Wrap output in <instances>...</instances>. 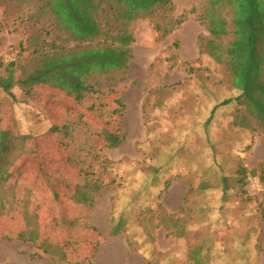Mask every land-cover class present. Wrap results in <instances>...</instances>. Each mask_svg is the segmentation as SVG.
<instances>
[{
    "label": "rangeland",
    "instance_id": "rangeland-1",
    "mask_svg": "<svg viewBox=\"0 0 264 264\" xmlns=\"http://www.w3.org/2000/svg\"><path fill=\"white\" fill-rule=\"evenodd\" d=\"M171 2L172 16L184 17L182 25L158 41L149 20L131 22L127 70L87 76L97 93L82 105L40 85L32 98L16 89L18 103L0 107V128L9 134L14 161L8 184L19 198L30 199L28 220L15 213L0 221V264H57L31 258L42 255L38 244L17 240L19 231L33 226L32 218L40 241L68 244L69 264H87L75 261L90 259L95 247L89 264H194V252L202 264H264V185L253 158L264 134L234 125L237 102L220 106L238 93L226 68L200 52L199 39L208 36L198 20L202 0ZM39 4L0 0V64L26 63L28 42L54 38L47 16L36 30ZM20 45L25 50L17 56ZM26 72L18 70L17 79ZM165 85L174 87L155 92ZM65 125L72 126L71 136H57L53 130ZM105 130L125 133V141L105 148ZM239 168L246 170L245 185L236 181ZM87 174L109 183L91 204H77L72 196ZM159 207L184 219L178 230L184 235L168 237L156 228L158 219L147 211ZM119 216L128 221L126 234L113 237L111 218Z\"/></svg>",
    "mask_w": 264,
    "mask_h": 264
},
{
    "label": "trees",
    "instance_id": "trees-1",
    "mask_svg": "<svg viewBox=\"0 0 264 264\" xmlns=\"http://www.w3.org/2000/svg\"><path fill=\"white\" fill-rule=\"evenodd\" d=\"M173 10L171 0H40L34 21L36 30H40L42 20L47 16V32L54 34V38L28 42L31 58L26 63L10 61L0 64V94L3 95L0 107L18 103L16 89L26 98H32L34 89L40 85L57 89L66 98L82 105L89 95L97 93L94 85L86 81L87 76L95 71L103 74L112 69L127 70L134 42L129 24L138 19H147L156 32L157 40L163 41L184 22L183 16H172ZM198 20L208 34L199 39L200 52L226 68L231 86L238 93L234 99H227L220 106L237 102L240 109L236 112L234 125L264 134V0H202ZM174 47L178 49L177 42ZM23 50L25 48L20 45L17 56ZM172 59L174 63L170 69L174 67L176 57L172 56ZM23 68L27 69L26 76L18 80L17 72ZM173 87L165 85L155 92ZM217 106L213 107L212 115ZM90 109L94 110V107ZM112 114L118 116L120 109L115 108ZM71 128L65 125L64 131H53L57 136L67 137L71 136ZM125 138L123 132L105 130V148L116 149ZM10 145L8 132L0 128V221L12 218L15 213L28 220L29 196L19 198L15 188L8 184L14 167ZM256 166L254 173L258 171V178L264 185V164L257 163ZM245 172L243 168L236 172V181L242 185H245ZM105 183L109 182L93 179L87 174L72 200L77 204H91L93 195L100 192ZM167 189L168 183L164 191ZM184 203L185 199L183 206ZM183 206H179V213L184 212ZM160 208L147 211L151 217L156 216L158 219L156 228L161 226L168 237L184 235L185 231L178 232L182 228L179 223L184 224V219H178L175 214H165ZM138 219L140 222L146 220L142 212H139ZM32 223V227L26 225L16 236L19 241L38 244L42 255H32L31 258L43 260L45 257L57 264L71 263L66 251L68 244L40 241L37 223L33 218ZM127 225L128 221L123 216L117 220L111 218L110 235L116 237L126 234ZM144 237L149 238L146 234ZM96 253L95 247L90 259L84 257L75 263L89 264ZM190 260L194 264L203 263L199 252H194Z\"/></svg>",
    "mask_w": 264,
    "mask_h": 264
},
{
    "label": "crops",
    "instance_id": "crops-1",
    "mask_svg": "<svg viewBox=\"0 0 264 264\" xmlns=\"http://www.w3.org/2000/svg\"><path fill=\"white\" fill-rule=\"evenodd\" d=\"M253 158L256 163L259 162L264 164V137H261L255 142L253 147ZM261 232L264 238V221L261 226Z\"/></svg>",
    "mask_w": 264,
    "mask_h": 264
},
{
    "label": "built area",
    "instance_id": "built-area-1",
    "mask_svg": "<svg viewBox=\"0 0 264 264\" xmlns=\"http://www.w3.org/2000/svg\"><path fill=\"white\" fill-rule=\"evenodd\" d=\"M255 185L258 187V185H259V184H258V182H257V181H255Z\"/></svg>",
    "mask_w": 264,
    "mask_h": 264
}]
</instances>
